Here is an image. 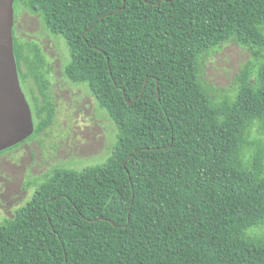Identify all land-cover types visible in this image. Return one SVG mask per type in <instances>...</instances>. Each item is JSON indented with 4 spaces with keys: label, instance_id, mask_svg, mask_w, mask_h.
<instances>
[{
    "label": "trees",
    "instance_id": "trees-1",
    "mask_svg": "<svg viewBox=\"0 0 264 264\" xmlns=\"http://www.w3.org/2000/svg\"><path fill=\"white\" fill-rule=\"evenodd\" d=\"M19 8L64 39L63 75L88 86L117 139L103 163L25 182L30 199L0 222V264H264V0H14V18ZM12 33L18 77L43 97L19 145L54 104L40 46L19 41L15 21ZM227 41L251 58L217 96L201 59Z\"/></svg>",
    "mask_w": 264,
    "mask_h": 264
},
{
    "label": "rangeland",
    "instance_id": "rangeland-1",
    "mask_svg": "<svg viewBox=\"0 0 264 264\" xmlns=\"http://www.w3.org/2000/svg\"><path fill=\"white\" fill-rule=\"evenodd\" d=\"M14 21L18 40L37 43L48 63L54 116L44 131L0 154V214L7 217L30 199L34 186L24 190L27 180L53 166L82 169L103 163L117 139L116 125L97 106L88 86L71 83L63 75V66L70 58L64 39L50 35L39 15L25 9L16 10ZM250 58L247 48L227 41L203 55L201 76L215 87V95L233 93L235 75Z\"/></svg>",
    "mask_w": 264,
    "mask_h": 264
},
{
    "label": "water",
    "instance_id": "water-1",
    "mask_svg": "<svg viewBox=\"0 0 264 264\" xmlns=\"http://www.w3.org/2000/svg\"><path fill=\"white\" fill-rule=\"evenodd\" d=\"M13 2L0 0V151L23 141L34 129L13 51Z\"/></svg>",
    "mask_w": 264,
    "mask_h": 264
},
{
    "label": "flooded vegetation",
    "instance_id": "flooded-vegetation-1",
    "mask_svg": "<svg viewBox=\"0 0 264 264\" xmlns=\"http://www.w3.org/2000/svg\"><path fill=\"white\" fill-rule=\"evenodd\" d=\"M19 82H20V86L21 89L24 93V96L29 104V107L31 109V114H32V120H33V124H34V128H35V113L37 112V106L40 107V105L42 104V95L40 94V91H37L36 86L33 82L32 79L27 78L25 80L20 79L19 77ZM48 92V91H47ZM50 97V94H49ZM38 102V103H37ZM40 104V105H39ZM34 131V129H33ZM17 144L10 146L8 148H5L3 150L0 151V154L4 151H8L13 149L14 147H16ZM18 146V145H17ZM26 190V188L24 189ZM21 205L16 206L13 211H12V215L10 217H12L14 215L15 210L20 207ZM5 218H8L6 215H1L0 214V222H2L3 220H5Z\"/></svg>",
    "mask_w": 264,
    "mask_h": 264
}]
</instances>
